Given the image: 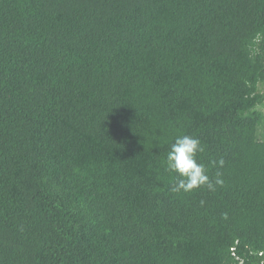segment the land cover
Masks as SVG:
<instances>
[{
    "label": "trees",
    "instance_id": "trees-1",
    "mask_svg": "<svg viewBox=\"0 0 264 264\" xmlns=\"http://www.w3.org/2000/svg\"><path fill=\"white\" fill-rule=\"evenodd\" d=\"M263 104L264 0H0V264H264Z\"/></svg>",
    "mask_w": 264,
    "mask_h": 264
},
{
    "label": "clouds",
    "instance_id": "clouds-1",
    "mask_svg": "<svg viewBox=\"0 0 264 264\" xmlns=\"http://www.w3.org/2000/svg\"><path fill=\"white\" fill-rule=\"evenodd\" d=\"M203 147L198 139L182 135L176 137L167 155V170L177 173L180 177L178 183L173 187V191L191 192L202 186H207L214 191L213 183L206 174L205 166L197 162V154L203 152ZM223 166V160L219 161ZM217 173L216 185H222L223 180Z\"/></svg>",
    "mask_w": 264,
    "mask_h": 264
},
{
    "label": "rangeland",
    "instance_id": "rangeland-1",
    "mask_svg": "<svg viewBox=\"0 0 264 264\" xmlns=\"http://www.w3.org/2000/svg\"><path fill=\"white\" fill-rule=\"evenodd\" d=\"M257 113H260L262 115V119H263V122H262V125H261V132H262V138L264 139V104L260 107H258V109H256Z\"/></svg>",
    "mask_w": 264,
    "mask_h": 264
},
{
    "label": "built area",
    "instance_id": "built-area-1",
    "mask_svg": "<svg viewBox=\"0 0 264 264\" xmlns=\"http://www.w3.org/2000/svg\"><path fill=\"white\" fill-rule=\"evenodd\" d=\"M232 251H233V255L235 256V255H236V254H235V248H233ZM261 255H263V253H261ZM238 259H239V258H238ZM239 260H240V259H239ZM241 264H244V262L241 261Z\"/></svg>",
    "mask_w": 264,
    "mask_h": 264
}]
</instances>
